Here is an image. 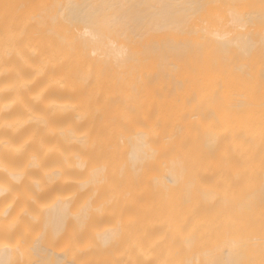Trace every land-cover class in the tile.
I'll return each instance as SVG.
<instances>
[{"label": "bare ground", "instance_id": "1", "mask_svg": "<svg viewBox=\"0 0 264 264\" xmlns=\"http://www.w3.org/2000/svg\"><path fill=\"white\" fill-rule=\"evenodd\" d=\"M0 264H264V0H0Z\"/></svg>", "mask_w": 264, "mask_h": 264}]
</instances>
